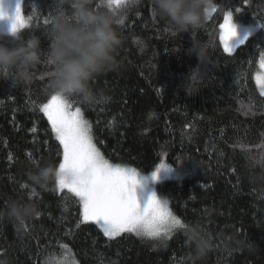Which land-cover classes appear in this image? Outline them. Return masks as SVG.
I'll list each match as a JSON object with an SVG mask.
<instances>
[{"label":"trees","instance_id":"1","mask_svg":"<svg viewBox=\"0 0 264 264\" xmlns=\"http://www.w3.org/2000/svg\"><path fill=\"white\" fill-rule=\"evenodd\" d=\"M91 7L99 9V0ZM64 11L71 15V5ZM226 12L258 25L231 53L220 39ZM55 14V0H21L26 26L17 36L0 32L9 46L38 39L41 52L28 80L16 68L0 69V259L264 264V95L255 78L264 57V0H213L203 22L188 31L157 15L152 0H140L118 12L117 67L89 81L94 98H66L71 110L80 108L107 161L142 173L161 161L172 166L171 177L155 188L183 227L157 238L106 237L83 222L74 194L58 190L56 181L40 187L29 179L41 167L58 170L63 158L42 110L55 94L47 60ZM13 200L35 204L38 215L17 224L7 215ZM202 235L206 249L198 252Z\"/></svg>","mask_w":264,"mask_h":264},{"label":"clouds","instance_id":"2","mask_svg":"<svg viewBox=\"0 0 264 264\" xmlns=\"http://www.w3.org/2000/svg\"><path fill=\"white\" fill-rule=\"evenodd\" d=\"M140 0H121L119 7L113 0H99L101 7H91L93 0H55L57 14L52 19V46L47 52V60L53 71L49 73L53 92L64 98L80 96L85 100L94 98L89 81L103 72L117 67L116 50L121 44V36L116 29L118 12L135 6ZM71 5L72 13L64 11V5ZM157 15L166 19L177 31H188L198 27L205 18V12L213 0H152ZM11 35L14 34L11 32ZM0 34V69L16 68L20 80H28L31 69L41 61L38 39L29 43L9 46ZM199 58L202 53L194 48ZM58 172L51 165L41 167L31 173L33 184L47 187L58 178ZM35 204L13 200L7 215L17 224L24 223L38 215ZM3 213H0V217ZM206 236L196 239L199 252L206 249ZM0 264H9L7 258Z\"/></svg>","mask_w":264,"mask_h":264},{"label":"snow or ice","instance_id":"3","mask_svg":"<svg viewBox=\"0 0 264 264\" xmlns=\"http://www.w3.org/2000/svg\"><path fill=\"white\" fill-rule=\"evenodd\" d=\"M113 2L117 7L121 4V0ZM3 15L0 9V18ZM25 26L21 0H18L11 32L17 36L19 28ZM220 28L225 33L221 36L224 51L231 53L235 46L229 41L237 34L231 13L225 15ZM70 109L69 101L57 94L52 95L42 108L63 149L56 188L61 191L67 189L78 198L83 222L98 225L104 236L109 238L122 232L151 237L167 236L173 227H183L155 194L146 205H141L135 194V174L130 175L126 169L105 160L93 143L90 125L83 118L80 108L75 111ZM161 169L171 171V167L161 165L157 173H153L154 178Z\"/></svg>","mask_w":264,"mask_h":264},{"label":"rangeland","instance_id":"4","mask_svg":"<svg viewBox=\"0 0 264 264\" xmlns=\"http://www.w3.org/2000/svg\"><path fill=\"white\" fill-rule=\"evenodd\" d=\"M17 2L18 0H0V9H2L3 14H4L3 18H0V32L1 33L11 34V27H12V23H13L14 16H15V9H16ZM228 13H231V12H226L225 15ZM225 15H224V18H225ZM232 17H233V23L236 26L237 34L231 38L229 43L235 46L236 48L238 45L241 44L240 43L241 40L244 41L248 36L252 35L256 31L258 25L256 23L245 24L241 21L236 20L233 15ZM224 18L221 24L224 23ZM224 34H225L224 31L220 28V39H221V36ZM221 44L223 46L222 41H221ZM262 65H264V57L260 61L259 69L257 73L255 74L258 90L261 94L264 95V67H262ZM71 111H75V110H71ZM109 163L113 165H119V164H114L111 162ZM161 165L171 167V171L161 169L157 177L154 178L153 173H157V169H160ZM119 166L123 169H126L130 175L133 173L135 174V177L137 180V183L135 185V194H136L138 201L141 203L142 206L146 205V203L150 200L152 195L155 194L157 196V199L160 200L166 206L167 210L172 214V216L179 219L170 209L168 200L166 198L159 197L157 195L156 188H155L157 182L171 177L173 173V169L170 164H168L166 161H161L157 164V166L152 171L147 172V173H142L138 171L137 169L130 167V166H125V165H119ZM96 226L98 227V225ZM177 227L178 226L173 227L172 230ZM161 236H164V235H161ZM147 237H151V236H147ZM157 237H160V236L151 237V238H157ZM54 264H74V263L69 258H59V259H55Z\"/></svg>","mask_w":264,"mask_h":264}]
</instances>
